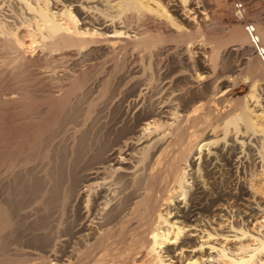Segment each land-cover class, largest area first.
Masks as SVG:
<instances>
[{
	"label": "bare ground",
	"instance_id": "1",
	"mask_svg": "<svg viewBox=\"0 0 264 264\" xmlns=\"http://www.w3.org/2000/svg\"><path fill=\"white\" fill-rule=\"evenodd\" d=\"M213 2L0 0V264H264V0Z\"/></svg>",
	"mask_w": 264,
	"mask_h": 264
},
{
	"label": "rangeland",
	"instance_id": "2",
	"mask_svg": "<svg viewBox=\"0 0 264 264\" xmlns=\"http://www.w3.org/2000/svg\"><path fill=\"white\" fill-rule=\"evenodd\" d=\"M211 2H213V0H210ZM243 2V0H235V4L237 3V2ZM251 2V5L253 4V2H254V4L253 5H256V7L259 5V3H261L262 4V1L261 2H259L258 3V0H257V2H255L256 0H244V4L246 3V4H248L249 2ZM260 1V0H259ZM211 2H209V0H207V3L209 4V6H208V4H206L207 6H206V9H207V11H209L210 12V15H211V12L213 11V10H215L214 9V7L216 6V5H214V4H216V2L213 4V3H211ZM232 2V1H231ZM248 2V3H247ZM212 4V5H211ZM258 4V5H257ZM261 4H260V6H258V7H262L261 6ZM214 5V6H213ZM250 5V6H251ZM211 7H212V9H211ZM246 7H247V5H246ZM210 9H211V11H210ZM216 9H217V6H216ZM223 22L226 24V22H227V20L226 19H224L223 20ZM112 35V34H111ZM110 35V36H111ZM113 36V35H112ZM28 41V40H27ZM37 53H34L35 55H33V56H36L37 54H38V50L36 51ZM28 55L27 56H29L30 55V53H27ZM229 185H230V188L232 189V190H234V192L235 191H237L238 192V187H236L237 185H236V182L234 181V180H231L230 181V183H229ZM237 192H235V193H237ZM264 202V201H263ZM238 204H237V202H236V200L234 199L233 200V206L235 207V209H237V211L240 213V212H242L241 210L243 209L242 207H240L239 205L237 206ZM240 208H241V210H240ZM241 220L242 219H239V218H237V217H235V224L237 225V223L238 224H240V222H241ZM251 221H252V219H250V221L248 222V227H249V229H250V231H251V234H257L258 235V232H257V224L256 225H254V223L251 225L250 223H251ZM256 226V228H253L254 226ZM217 229H219L218 227H217ZM255 229V230H254ZM258 230H259V228H258ZM261 230H263V229H261ZM254 231V232H253ZM256 231V232H255ZM234 233H232L231 235H233ZM235 240V239H234ZM251 238L250 239H247V238H244L242 241H244L245 243L247 242L248 244H251L250 242H251ZM203 241H205V240H203ZM249 241V242H248ZM218 242V241H217ZM234 243H235V241H234ZM215 244H216V242H215ZM206 247H208L207 245H205L204 246V251H205V248ZM210 253V252H209ZM214 263V262H213Z\"/></svg>",
	"mask_w": 264,
	"mask_h": 264
},
{
	"label": "built area",
	"instance_id": "3",
	"mask_svg": "<svg viewBox=\"0 0 264 264\" xmlns=\"http://www.w3.org/2000/svg\"><path fill=\"white\" fill-rule=\"evenodd\" d=\"M234 8H235L236 16L244 15L245 8H246L244 3L242 2L236 3ZM245 29L257 53L260 55V57L263 59V62H264V52H263V49L260 48V42H259L258 36L256 35L255 28L250 24V25H247Z\"/></svg>",
	"mask_w": 264,
	"mask_h": 264
}]
</instances>
